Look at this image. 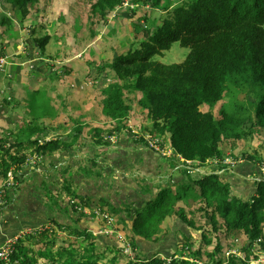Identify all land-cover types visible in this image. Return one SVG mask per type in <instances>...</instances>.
Returning a JSON list of instances; mask_svg holds the SVG:
<instances>
[{"label": "trees", "instance_id": "obj_1", "mask_svg": "<svg viewBox=\"0 0 264 264\" xmlns=\"http://www.w3.org/2000/svg\"><path fill=\"white\" fill-rule=\"evenodd\" d=\"M40 1L0 0L14 11L15 18L21 22L32 10L33 4ZM120 2L95 0L91 6L92 14L104 16ZM151 6L168 11L173 5L154 0ZM0 26H6L4 31L13 28L12 20L0 13ZM138 26L139 34L144 38L139 42V48L118 55L109 63L121 77L132 82L104 85L102 114L113 123L112 130L117 132L122 123L125 125L124 120L131 112V106L125 102L124 91L139 92L138 104L152 122L151 134L167 137L174 154L183 160L198 164L211 161V165L216 166L213 165V172L190 177L175 192L161 189L154 200L147 202L145 209L132 211L127 208L129 213L132 212L127 239L134 259L126 264H193L189 258H184L186 253L191 258L205 256L209 264H221L222 260L216 254L223 246L227 249L239 248L241 237L238 236L242 235L247 244H256L258 238L264 242L262 160L247 153H242L243 158L240 159L246 161L241 163L230 157L236 164L231 166L232 169L244 163L255 168L257 176L252 173L257 177L252 176L255 192L246 199L234 193L231 180L225 178L227 172L217 173V170L230 167L223 163L226 158L222 152L224 140L247 138L264 129V0H185L171 9L161 25L153 28L144 24ZM49 40L50 36L45 35L35 38L34 43L44 49ZM177 41L189 47L182 62L163 64L153 59ZM237 91L253 95V115L241 104L231 107L221 105L219 117L200 108L204 105L211 108ZM37 97L35 100L39 99ZM42 107L38 105L39 111ZM246 122L249 126L244 128ZM82 129V126L74 128L70 135L72 140L77 139ZM93 131L98 135L99 129ZM22 132L28 139L27 148L32 147L34 154L45 155L67 147L60 138L39 143L40 138L47 136V131L34 123L27 124ZM32 136H35L34 140L29 141ZM4 143L8 144V137L0 142V179L6 177L10 169L15 174V167L23 163L26 156L10 153L12 142L7 148L2 147ZM214 160L217 162L214 163ZM10 187L5 189L6 200ZM66 190L73 195L68 187ZM169 218H178L191 229L201 231L200 238H186L168 256L156 254L143 257L137 240H157L161 225ZM262 241L258 246L263 244ZM116 248H111L114 253L121 252V246ZM21 250L17 247V251H13L8 264H35L26 258L19 261ZM63 251L67 257L59 264H99L98 260L105 257L104 253L97 251L92 240L78 257L75 249ZM88 251L91 253L88 254ZM249 253L247 250L244 259L232 257L228 263L235 264L232 262L237 260L236 264H249L250 260L256 259ZM117 260L118 255L114 254L109 264H117ZM0 264L6 263L0 260Z\"/></svg>", "mask_w": 264, "mask_h": 264}, {"label": "rangeland", "instance_id": "obj_2", "mask_svg": "<svg viewBox=\"0 0 264 264\" xmlns=\"http://www.w3.org/2000/svg\"><path fill=\"white\" fill-rule=\"evenodd\" d=\"M153 1L134 0L135 3L133 4L137 5L136 9H117L119 8V3L112 11L101 16L99 14H92L91 6L95 0H41L39 3L33 4L32 10L28 14L30 22L26 24L25 32H22L24 33L22 35L24 41L20 37V29L24 27L25 22L16 19L14 11L6 4L0 2V13L6 14L12 20L13 25V28L6 29L5 31L3 28H6V26H0V57L6 60V64L0 66V73L2 74V80L0 78V98L2 96V99H4L2 101L9 103L1 104L6 105L8 110L10 109L11 118L19 119L21 116H27V114L29 116L37 114L43 115L46 119L45 115H50L51 119L57 120L59 118L65 121L66 127L72 128L81 124L83 126V133L80 135L81 139L77 143L86 141V143L90 144L92 140L95 141V138L98 140L99 134H103V141L107 140V138L112 140L111 145L108 147L113 149L112 145L118 140L119 135L122 134V136H127L132 144L136 142L141 144L139 133H151L152 122L148 118L146 111L138 104L140 93L134 90L124 91V99L131 106V112L130 116L124 120L125 125L122 123L120 126L122 128L117 131L119 135L116 136L112 133V131L116 132V130H112L113 123H109V121L107 123L101 112L102 89L105 84L132 82L130 79L121 77V74L111 68L109 63L116 56L139 48V42L144 38L143 35H138V25L141 24L143 26L144 24L148 28L161 25L163 19L167 17L171 9L174 6L180 5L185 0H161V2L173 5L168 11L153 8L151 6V2ZM147 6H149V9H145ZM31 31L35 34H31ZM30 34L33 39H29V41L31 40L29 44H31L32 49L25 42L26 37ZM45 35H49L50 40L44 49H40L34 43V39ZM21 41H23L22 45H20ZM8 46L12 48L9 50L3 48ZM188 52L189 47L182 46L177 41L173 42L170 48L165 50L162 55H156L153 59L163 64L180 63L186 58ZM13 61L19 64L17 66L18 69L16 68L18 72H15L14 78L8 67ZM12 81L14 84H12ZM35 97L39 98L38 101L43 104L37 103ZM254 100L255 98L251 93L237 91L232 96H226L211 108L206 105L200 108L205 111L209 110L216 117H219L221 105L231 107L241 104L249 109V113L253 115L251 104ZM38 105H43L40 111ZM127 122H129V125L132 124L131 127L138 135L133 136L131 133L129 134L130 130L127 127ZM248 126L249 123L246 122L244 128ZM94 129H99L98 135L93 131ZM67 130L69 128L65 131ZM161 138H163L167 149H169L170 144L167 137ZM8 141L10 143L12 140L8 139ZM9 143L5 147H9ZM222 152L227 159L231 160L232 158L234 160L236 158V160H240V163L244 160L240 159L242 153L256 155L263 162L260 168L264 175V129L257 130L253 136L249 135L247 138L224 140ZM209 162L211 164V161ZM213 165L216 166V164ZM230 169L232 170L231 167H225L219 171L217 170V173L224 174L230 171ZM199 170L203 172L202 174H208V172H204L205 168L202 171L200 167ZM253 180L252 177L250 181L252 182ZM145 207L142 209H145ZM109 214L113 217L115 223L116 216L111 213ZM167 222L168 220L163 223L164 230H162V233L163 231L169 232ZM38 235L40 234L34 235L35 238H38L36 237ZM111 236L114 238V235ZM238 237H241V240L239 242V249L235 248V251L239 256L244 257L247 250L250 252L249 256H256L254 253L258 249L255 246L258 245L247 244V240L243 239L242 235ZM84 247L77 246V250L75 247H70L69 249H75L78 256V254L84 253ZM96 247L97 251L106 253L104 258L98 260L99 264H109V260L113 258L114 254H122V251L114 253L111 248L104 250L101 246ZM40 248L38 246H31L30 252L35 260H44V264H58L59 262L56 261L67 257L65 253H58L66 247L62 248L60 246L58 248L56 246L58 250L54 246H43ZM24 250L26 253L22 252V250L19 252L21 257L26 256L34 261L28 254V248L24 247ZM38 250L45 251L46 255L39 256ZM227 250V247L223 246L222 250L216 254L221 258V264H229L232 257H235L234 255L230 256L234 250L228 253ZM90 253L88 251V254ZM185 255L186 258L194 262L193 264H209V260L205 256L191 258L187 256V253ZM257 259L258 257L256 256L255 260ZM119 261L117 260V264H126L130 260L123 255L122 260ZM232 263L236 264L237 260ZM249 264L263 263L250 262Z\"/></svg>", "mask_w": 264, "mask_h": 264}, {"label": "crops", "instance_id": "obj_3", "mask_svg": "<svg viewBox=\"0 0 264 264\" xmlns=\"http://www.w3.org/2000/svg\"><path fill=\"white\" fill-rule=\"evenodd\" d=\"M29 19L28 15L23 21L25 22L24 27L20 29V37L23 41L24 33L22 32H25V26L30 22ZM31 34H33L32 31ZM31 34L25 39L30 48L32 47L29 44L31 43L29 39H32ZM3 48L9 50L12 47ZM15 64L13 61L8 66L13 78L19 66ZM12 84H14L13 81ZM2 100L4 99L1 96L0 142L8 137L12 140L10 153L26 156L24 162L15 167L16 170L14 169L17 184L8 189L7 205L0 215V245L6 238L22 230H34L42 225L50 224L53 232H41L36 236L38 238L34 236L37 234L22 236L15 245V251L17 247H20L22 252H25L24 247H27L28 254L32 258L31 246H38V248L62 246V248L69 249L70 247L87 246L92 240L95 246H101L104 250L116 248L120 245L115 238L98 233L104 226V221L100 218L101 216L95 214V210L99 209L116 216L120 223L119 230L128 236L131 230L132 212L129 213L127 208L130 207L132 211L137 208L142 209L163 188H168L172 192L179 190L184 183L190 180V177L203 173L199 170L200 167L202 171L205 168L204 172L208 173L214 170V166L210 163L198 164L190 160L184 162L179 155L174 154L172 149H169V154L161 155L142 143L132 144L129 138L122 134H118L119 138L112 145L113 149L108 147L111 143L103 141V134H100L102 140L99 139L100 137L98 140L95 138V141L90 138L92 140L90 144L86 141L77 143L83 131L77 135L76 140H72L70 135L74 128L82 126L81 124L72 128L66 127L65 121L59 118L51 119L50 115H45L46 119L43 115L37 114L32 116L27 114L19 119L11 118L10 109L8 110L6 105L1 104L9 103ZM105 119L108 123L109 120L106 117ZM32 123L47 131L48 137L60 138L67 144V147L45 155L34 154L32 147L27 148L28 139L22 132L27 124ZM68 128L69 130L65 131ZM34 137H30L29 141L34 140ZM5 146L4 143L2 147L7 148ZM254 171L255 168L251 164L244 163L235 166L224 175L225 178L231 180L234 193L246 199L255 192L253 181H250ZM67 187L74 192L73 195L67 192ZM69 198L76 200L82 206V211H76L69 203ZM166 220H168L169 232L163 231L162 233L164 230L162 224L160 237L157 240L142 238L137 240L138 250L143 257L156 254L168 256L175 252L177 246L186 238H200L201 231L191 229L178 218ZM38 251L39 256L46 255L45 251ZM122 257V254L118 255V260L121 261ZM24 258L32 260L24 256L19 261ZM63 260L65 258L56 262ZM33 262L44 264V260L41 259L39 261L34 259Z\"/></svg>", "mask_w": 264, "mask_h": 264}, {"label": "built area", "instance_id": "obj_4", "mask_svg": "<svg viewBox=\"0 0 264 264\" xmlns=\"http://www.w3.org/2000/svg\"><path fill=\"white\" fill-rule=\"evenodd\" d=\"M133 3H135L134 0H122L120 2L119 8H117V9H120V8L136 9L137 5L135 6ZM148 7L149 6H147V8ZM5 64H6L5 58L0 57V66H3ZM128 123L129 122H127V124ZM131 126H132V124H130V125L128 124V126H127V127H129L128 129L130 130L129 133H131V135H133V136L138 135V133ZM114 134L117 136L119 133L114 132ZM139 134H140L139 140L141 141V143L144 146L148 147L149 149H151V150H153V151H155L161 155H167L170 153V150H169L170 148L167 149L163 138H161L160 136H155V135L148 133V132H143V133H139ZM49 139H50V137L45 136L43 138H40L38 140V142L42 143L43 141H47ZM107 140H109L110 143L112 141L108 138H107ZM214 161H215L214 163L217 162V160H214ZM184 162H189V161L184 160ZM223 163L226 165H230V167L233 165H236L233 160H230L227 158H225ZM15 184H17L16 178L14 176L12 169H10L7 172L6 177L0 179V215L2 213V210L7 205V200L4 197L5 189H6V187L13 186ZM68 201L76 209V211H82V206L76 200L69 198ZM95 214L97 216H101L100 218L104 221V226L98 231V233H102L105 235H114L115 240L121 246V251H122V254L124 255V257H127L129 260H133L134 259L133 249L131 247L130 242L127 239V236H125L121 232V230H119L118 227H119L120 223L118 222V220L115 219L116 222L114 223L113 217L108 212L100 211L99 209L95 210ZM53 231L54 230L52 229L50 224H46V225H42L39 228L34 229V230H32V229L22 230L18 234H15L14 236L6 238L5 241L3 242V244L0 245V260L5 262L6 264H8L10 262L11 255H12L13 251L15 250V245L17 244L20 237L28 235V234H39L41 232H53ZM261 241H262V239L258 238L255 243L258 245ZM238 244H239V242H238ZM235 248L236 247L228 249L227 253L230 252L231 250H234L230 256L234 255L237 258L244 259L245 256L240 257L239 254L235 251ZM255 248L258 249L257 252L254 253L258 257V259L257 260H255V259L250 260V262L251 263H263L264 264V242L262 245L255 246ZM236 249H239V248L237 247ZM197 264H200V263H197Z\"/></svg>", "mask_w": 264, "mask_h": 264}, {"label": "clouds", "instance_id": "obj_5", "mask_svg": "<svg viewBox=\"0 0 264 264\" xmlns=\"http://www.w3.org/2000/svg\"><path fill=\"white\" fill-rule=\"evenodd\" d=\"M239 242H240V240H239ZM185 258V257H184Z\"/></svg>", "mask_w": 264, "mask_h": 264}]
</instances>
